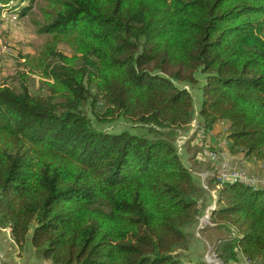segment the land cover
I'll use <instances>...</instances> for the list:
<instances>
[{"label":"trees","instance_id":"1","mask_svg":"<svg viewBox=\"0 0 264 264\" xmlns=\"http://www.w3.org/2000/svg\"><path fill=\"white\" fill-rule=\"evenodd\" d=\"M26 1L0 0L1 12L25 16ZM42 1L37 32L51 38L24 66L46 94L0 84V227L19 251L49 264H212L190 252L202 177L216 196L208 227L227 233L218 260L264 264V189L186 159L216 150L192 144L224 123L230 152L264 168V0ZM121 120L149 136L95 126Z\"/></svg>","mask_w":264,"mask_h":264},{"label":"rangeland","instance_id":"2","mask_svg":"<svg viewBox=\"0 0 264 264\" xmlns=\"http://www.w3.org/2000/svg\"><path fill=\"white\" fill-rule=\"evenodd\" d=\"M43 4L44 3L42 0L24 2V6H28L30 7V9L25 16H18L16 19H14L13 15H9L7 13H3L0 15V84L6 83L15 87H19L20 83L24 81V83L29 88V91L33 95L46 94V88L41 83V77L36 74L28 73V69L24 66L25 57L36 56L41 50L42 45L51 38L49 34H38L37 32L42 22L41 16L39 15V7ZM60 49L64 50L66 53H69V49L66 48V46H60ZM22 73H25L26 75L28 74V78H22ZM191 92L193 98L196 100V102H198L199 94H197V92H193L192 90ZM95 111H102L101 103L97 105ZM92 120H94L93 116ZM191 124L193 126H197V122H192ZM220 124L221 123L214 124L212 126L213 130H221L222 128ZM192 125L189 126V128L185 132H179V135L176 137L175 141H179V143L183 144L184 140H182V138L185 137L187 141L193 139L192 134L195 132V128H193ZM95 126L98 129L110 133H118L123 130H130V132L137 135L149 136L145 128H134L136 126L133 127L122 120L116 123H107L102 125H98L95 123ZM221 132H223L224 134V131ZM223 140L226 141L225 134ZM186 142L183 145V153H185V148H187L185 147L187 146ZM196 143L197 142L194 141V144ZM187 165L189 167L192 166L194 170L196 169L197 173H200L202 170L196 167L198 165H194V162H191V159L189 160V158H187ZM197 169L200 171H197ZM202 174L207 173L205 171H202ZM215 197L216 196L214 195V198ZM214 207L215 204L212 205L211 209H214ZM206 217H208L209 219V213H205V215L203 214L202 218H200V222L203 221V219H205ZM3 228H9V226H5ZM197 229L198 227L195 228L194 233L197 238H202L205 240V245L195 249L192 247L190 252L194 255L196 254V256H193L192 259L201 256V258H203V260L206 262L210 261L211 263L215 260L219 261L215 255V242L220 238L227 237L226 231L213 227H208L206 230L199 231H197Z\"/></svg>","mask_w":264,"mask_h":264},{"label":"crops","instance_id":"3","mask_svg":"<svg viewBox=\"0 0 264 264\" xmlns=\"http://www.w3.org/2000/svg\"><path fill=\"white\" fill-rule=\"evenodd\" d=\"M197 120V119H196ZM198 122V121H197ZM221 130H213V127L208 131L203 133V140L202 142L195 140L199 146L203 145V147H212L217 148L221 150L224 153V158L228 160L232 165L239 166L242 164L244 166V169L249 174H262L264 175V168L260 163L254 162L251 158L245 157L242 153H234L232 154L229 150L228 143L223 140L224 134L221 131L225 130L224 123H221ZM194 145V142L193 144ZM193 151L188 152V155H186L189 160L193 156ZM186 158V159H187ZM198 162L196 167L202 169L200 173L196 172V169L194 170L195 173L200 174L201 176L202 171H205L207 176H210L211 170L209 168L207 160L200 157L197 158ZM195 164V161H192ZM197 171H200L197 169ZM199 182H203L202 187L206 191V193L201 196L198 199V209L200 210V215L197 217V221L200 222V218H202V215L205 213H209L211 211V207L213 204H215L214 201V195L215 193L212 190H209L206 182L202 180V177L200 178ZM212 198L211 199L209 198ZM195 230V229H194ZM11 229L9 228H3L0 227V264H49L47 261L42 260L33 249L27 248L25 252H20L18 249V246L14 242L12 236H11ZM199 239V238H198ZM205 240L200 238L197 242L196 246H193V248H200L201 246H204ZM192 249V248H191ZM258 263L263 264L262 260L260 258L256 259Z\"/></svg>","mask_w":264,"mask_h":264},{"label":"built area","instance_id":"4","mask_svg":"<svg viewBox=\"0 0 264 264\" xmlns=\"http://www.w3.org/2000/svg\"><path fill=\"white\" fill-rule=\"evenodd\" d=\"M3 13L4 12H1V6H0V15ZM9 15H13L14 19L18 17V15L16 14H9ZM191 125L192 124H190V126ZM192 127L195 128V132H196L198 126L192 125ZM200 136H202L201 133H200ZM182 140H184L183 144L179 143V141H176V147L179 153H183L182 152V149H184L183 145L187 141L185 137L182 138ZM201 153H202L200 155L201 158L207 160V162H209L213 168L210 176L215 177L219 182L240 183V184H243L249 187H253L255 189L257 188L264 189V176H260L258 174H249L244 169V166L242 164H240L239 166L232 165L228 160L224 158V153L221 150L219 149L209 150L205 148L202 150ZM202 176L206 177L207 175L203 174ZM208 221H210L208 217L203 219V221L199 223L198 229L202 230L206 228L208 225H212ZM241 259H242L243 264H261V263H258L256 259H250L244 256H242Z\"/></svg>","mask_w":264,"mask_h":264},{"label":"water","instance_id":"5","mask_svg":"<svg viewBox=\"0 0 264 264\" xmlns=\"http://www.w3.org/2000/svg\"><path fill=\"white\" fill-rule=\"evenodd\" d=\"M208 263H210V261H207ZM211 263H217V264H223L222 262H220V261H217V260H215V261H212Z\"/></svg>","mask_w":264,"mask_h":264}]
</instances>
